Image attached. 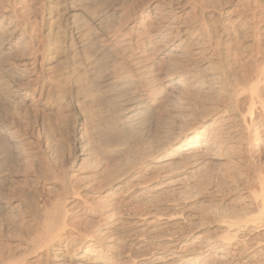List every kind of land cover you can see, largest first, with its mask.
Here are the masks:
<instances>
[{"label":"bare ground","instance_id":"1","mask_svg":"<svg viewBox=\"0 0 264 264\" xmlns=\"http://www.w3.org/2000/svg\"><path fill=\"white\" fill-rule=\"evenodd\" d=\"M4 2L0 0V16L7 21L0 24V182L10 180L14 159L23 158L27 171L25 187L10 184L9 192H0V264H147L150 260L151 264H206L211 253L214 261H233L235 254L228 248L243 238L241 233L264 229V198L251 205L255 216H250L253 211L244 212L226 225L224 237L190 240L174 232L167 235L162 249L148 251L155 235L127 239L124 224L115 220L118 206L91 197L103 189L121 190L131 172L119 167L121 160L127 162L125 155L138 140L135 135L164 101L179 122L156 149L148 143L154 152L149 154L143 146L146 157L153 153V165L191 160L198 169L197 158L217 145L214 120L206 118L211 110L194 115L186 97L198 88L214 91L222 82L223 68L215 72L216 64L212 61V66L207 54L212 43L216 45L212 55L213 50L227 54L232 50L234 27L225 9L209 0ZM254 9L264 11V3ZM243 30L237 29L240 37ZM252 73L250 83L237 84L238 80L235 89L247 93L250 107L255 105L264 114V67ZM26 103L33 111L31 134L39 160L19 133L21 125L16 127L22 117L11 110ZM225 113L221 116L225 124L244 123L242 113ZM191 116L197 117L196 123L183 129ZM247 137L250 147L260 141L257 130ZM141 139L136 143L140 145ZM143 148L140 153L146 152ZM110 165L113 171L104 175ZM88 167L93 172L75 174ZM163 174L153 191L185 186L186 177ZM43 191L46 196L53 191L54 201L45 199ZM236 254L240 257L241 251Z\"/></svg>","mask_w":264,"mask_h":264},{"label":"rangeland","instance_id":"2","mask_svg":"<svg viewBox=\"0 0 264 264\" xmlns=\"http://www.w3.org/2000/svg\"><path fill=\"white\" fill-rule=\"evenodd\" d=\"M153 1L165 4L168 0ZM189 1L200 2V0ZM209 1L221 5L227 12V16L232 20L234 27L232 50L228 54L225 53V51L219 53V50H213V56L212 48L216 45L214 43L211 44V50L207 56L211 57L210 61L212 66L213 62L216 64L213 66L215 67V72H219L223 68L221 73H224V75H219L220 81H222L220 83L221 85L219 84V88L214 91L198 88L186 97V102L188 107L194 112V115L201 112H209V109L211 112L213 111L212 114L209 112L206 118L208 122L214 120L213 127L214 125L216 127L214 131L219 133L217 145L211 146L202 157H200L201 154L199 158H197V161L199 160L197 163L198 165L196 164L198 169L194 167V163L196 162H192L191 160L189 163L187 162L188 160L186 162L184 160H178L177 162H173V165L171 162H169L171 165L167 163L165 167L161 165L163 171H161V166L159 167V165L155 164L154 166L153 163H151V155L153 153L149 157L146 156L152 151L154 152L156 146L161 144L160 142L163 143L167 136H170L177 128L179 122L178 118H175V116L172 117L174 113L171 112V109L168 108L169 106L166 105L167 102L164 101L157 106V111L153 114L154 116L150 117L149 120L147 119L149 123L143 122L142 125L147 124L148 126L144 125L145 127L143 126L139 133L141 134L142 132L144 135L141 136L139 133L135 135L138 137V140H135L136 142L139 141V138L141 139L144 136L140 140V145L139 143H134L135 147L131 149L132 151H130V153L125 155L127 162L125 161L122 163L121 160V164L119 161L120 168H123L124 165L127 169L130 168L128 169L129 172L131 171L121 190H119L122 192H113V190L111 191L110 189H103V191L91 196L95 200H103L109 204L112 202V204L115 203V205L118 206V208L115 209V220L122 222V225L124 224L123 231L128 235L127 239L133 238L135 235H141L142 233L145 234L144 236L150 235V237L151 235H155L157 238L155 240H150L151 242L147 247L148 251H159L162 249L165 245V238L167 235L174 232L178 235L188 236L190 240L194 237L206 240L214 239L219 236L224 237L227 234L226 225L234 221V219H237L239 214L241 215L247 212L246 214L250 215L254 210L252 208L253 210L251 211V205H258L261 202L260 200L264 198V114L260 112L261 110L257 106L253 105L250 107L252 104L250 99L248 100L247 93H242L240 90H238V93L236 90L239 88L237 84L243 82H245L243 84H248L252 81L248 80L253 75L252 70L254 72V69L260 70V68L262 69V67H264V11H256L254 9L258 4L264 3V0H262L263 2L261 0H229L228 3H226L227 0ZM3 3H5L4 0ZM16 3H18V1H16ZM6 22L7 21L0 16V24L5 26ZM239 27L244 28V37L238 35L237 29ZM194 28L195 27H193V29ZM156 47L158 50L161 48V44L156 45ZM215 53H217V55ZM211 55L213 56V60ZM219 55L222 60L220 57L218 59L217 56ZM227 56L229 57L228 59ZM215 61H217V63ZM228 61H232L231 64L230 62L228 63ZM221 65L224 66L222 67ZM228 70L229 73H227ZM221 75L223 77H221ZM236 82L237 84H235ZM227 84L228 86H226ZM232 85L234 87L230 90ZM17 108L11 109L12 112L14 111L13 114L15 117H22H20L21 119L16 124V127H18V124L21 125V129H19V127L18 130L25 139L24 142L28 141L27 143L25 142V144L30 145L32 151L35 149L33 151L34 154L36 153V155L39 156V150L35 144V136L31 134L34 132L33 129H35L33 127L34 119L31 104L26 103L23 107L19 106ZM16 112L19 113L18 115L20 116H18ZM223 113L227 115L242 113L245 119L244 123L242 125L237 122L225 124L226 121L223 119L225 117H221ZM194 117L197 118L196 116ZM194 117L191 116L184 120L183 129L189 128L192 124L194 125V123H196L197 120ZM255 130L259 132L260 141L257 145L250 147L249 144L251 142L248 140L247 133L250 132L253 136ZM24 134L28 137H25ZM29 139L32 140L31 143L34 141L32 145ZM147 140L151 142H147ZM141 141L144 143H141ZM157 142H159L158 145H156ZM148 143H150V145L153 144L152 146H154L153 148L155 149L153 150L152 146ZM145 144L148 145V147ZM136 146L138 148H136ZM143 146L147 149L149 148L148 151L150 152H148L146 148H143ZM135 148L137 150L143 148L146 152L142 150L140 153V150H138L139 155L137 156V153H135L137 151L134 150ZM150 148L152 149L150 150ZM131 152L134 153L131 154ZM147 152L149 153L148 155L145 154ZM143 155L145 158L142 157ZM37 156L36 159L39 160L40 156ZM129 158L130 160H128ZM23 161V158L22 160L18 159V161L14 159V170L9 173L10 180L6 183L5 181L0 182L1 193L9 192L7 189H10V184L18 188L21 186L25 187L23 178L27 168H25V161ZM18 162L21 164L22 162L24 163L21 165L22 167ZM104 163L107 164L105 161L101 163L103 169L106 167ZM110 166L107 168L108 170H104V175L107 174H105V171H113V165ZM156 166L158 167L156 168ZM180 167L186 170L185 173H179V170L183 169H180ZM185 167H187V169ZM192 170L194 171L192 172ZM91 172H93V169L91 170V168L88 167V169L76 172L75 174L81 176L83 175L82 173ZM164 172L168 174V178L175 179L179 176L186 177L184 181L185 186L181 190L179 189L176 191H171V189L153 191L152 187L155 186V184L159 185V183L163 181L160 177L164 175ZM159 173L160 176H157ZM42 194L45 199L48 197L49 202H53L56 197L53 191L48 196H46L45 191H43ZM253 212L250 216H255L256 212ZM144 215H147L146 220H138L139 216ZM151 221L152 223L148 225L147 222ZM147 231L149 232L147 233ZM242 235L243 238H241L240 241L228 248L231 254L236 255H234V263H232L233 261L222 262L218 260L217 262L216 259L215 262L213 260V253H211L206 264H264V229L257 228L250 232H242L240 236ZM236 250H239V252L241 251L240 257L237 256ZM150 262L147 264L152 263Z\"/></svg>","mask_w":264,"mask_h":264}]
</instances>
